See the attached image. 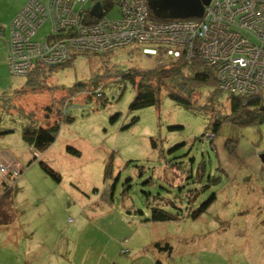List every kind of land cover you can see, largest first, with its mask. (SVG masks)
Segmentation results:
<instances>
[{
  "label": "rangeland",
  "instance_id": "374dc122",
  "mask_svg": "<svg viewBox=\"0 0 264 264\" xmlns=\"http://www.w3.org/2000/svg\"><path fill=\"white\" fill-rule=\"evenodd\" d=\"M27 3L0 0L6 37L8 19ZM119 16L117 9L108 13ZM48 32L45 23L36 39ZM2 54L8 66L7 52ZM153 67L151 59L125 48L71 56L65 67L40 69L38 78L8 71L6 79L0 71V86L9 94V104L0 106L9 110L0 111L1 129L11 131L0 137V154L22 166L20 175L0 180L1 195L4 184L17 186L10 229L0 224V253L9 251L1 245L4 234H19L14 227L24 223L45 238V252L50 244H69L74 264L83 256L86 263L106 258L131 264L135 255L138 264H264V123L233 125L228 96L211 102L207 89L194 109L162 92L158 105L131 111L136 88L123 74ZM218 119L223 122L213 134ZM27 120L41 127L58 123L55 141L43 152L23 141ZM38 161L61 181L47 176ZM41 193L47 195L43 202ZM154 208L179 217L145 223ZM157 243L171 252L157 250Z\"/></svg>",
  "mask_w": 264,
  "mask_h": 264
},
{
  "label": "built area",
  "instance_id": "2783aa9c",
  "mask_svg": "<svg viewBox=\"0 0 264 264\" xmlns=\"http://www.w3.org/2000/svg\"><path fill=\"white\" fill-rule=\"evenodd\" d=\"M97 5L99 18L92 15ZM113 9L119 17H108ZM45 23L48 34L35 40ZM12 28L9 68L16 76L27 77L35 67H59L73 55L133 48L154 67L197 60L212 70L217 89L230 95L264 90V0H212L202 19L159 21L147 0H28ZM21 170L0 157V180Z\"/></svg>",
  "mask_w": 264,
  "mask_h": 264
},
{
  "label": "trees",
  "instance_id": "16d2710c",
  "mask_svg": "<svg viewBox=\"0 0 264 264\" xmlns=\"http://www.w3.org/2000/svg\"><path fill=\"white\" fill-rule=\"evenodd\" d=\"M153 18L158 21L160 20L154 16ZM34 39L36 40V36ZM70 62L71 58L64 65L59 67H65ZM36 68L37 69L29 73L27 77L31 74H35L36 78H38L40 76L39 70L42 68ZM123 78L130 81L136 88L135 96L129 105L131 111L158 105L162 92L166 93L167 97L177 105L186 109H194V103L197 102L196 100L200 99L201 95L204 93V89L210 90L206 97L207 100L211 102L221 93H225L217 89L216 79L212 70L197 60H167L159 67H153L147 70H128L123 74ZM35 80L34 77L27 80V85L30 86L32 83L34 84ZM18 91L24 93L27 90L21 89ZM225 94L228 96L227 101L230 108V122L233 125L249 126L257 123H264V99L261 98L260 94L248 96ZM8 97L9 94L7 93L0 95V106L8 101ZM67 120L70 121L69 118ZM222 122V119H218L214 122L212 127L213 134L218 132ZM58 130V123H54V125L49 127H41L27 120L22 127L21 137L34 153H40L46 150L55 141ZM8 133H11V131H2L0 117V137ZM69 152L78 155V151L76 150H70ZM36 160L37 157L34 156L29 164ZM38 164L47 176L58 183L61 181L60 175L52 170L45 162L38 161ZM3 187L4 191L0 196V224L6 226L9 225L13 219L12 212H10L11 209L9 208L12 207L13 198L16 194V187L15 185L8 186V184H4ZM205 207L206 203L197 209L192 216L196 217L205 210ZM178 217L179 215H174L160 208H154L151 210L150 217L145 219L144 222H169L178 219ZM154 247L157 248V250L164 249L169 253L171 252V247L168 245L161 248L157 243Z\"/></svg>",
  "mask_w": 264,
  "mask_h": 264
},
{
  "label": "crops",
  "instance_id": "0c3cea01",
  "mask_svg": "<svg viewBox=\"0 0 264 264\" xmlns=\"http://www.w3.org/2000/svg\"><path fill=\"white\" fill-rule=\"evenodd\" d=\"M18 11L13 13V15L11 16V19H8V21L6 23V24H9V27H8L9 33H8L7 37H6L5 28L0 26V38L3 39V40L0 39V50L2 51L3 54L5 52H7V61H8V66H6L4 59L2 58L3 61H1V59H0V64H1L0 71H1V74H5L6 79L8 77V71L12 76H16L10 72L9 57H10V54L12 51V42H13V36H14L13 28H12L13 22L18 17V15L20 14V12L22 10L19 12ZM16 13H17V15H16ZM9 21H10V23H8ZM5 26H7V25H5ZM35 69H37V68L35 67L31 72H33ZM19 77H22V76H19ZM3 80H4V78H1L0 82H2ZM6 92L7 91H6V89H4V86H0V94L6 93ZM0 157L6 161H10V162L15 161V160L13 161L14 158H12L11 155L5 151L0 154ZM15 187H16V194H17V186L15 185ZM16 194H15V196H16ZM0 196H1V194H0ZM15 196H14V198H15ZM46 196L47 195L41 193V195L39 197H41L42 199H40V200H42V202H43V200L46 199ZM14 198H13V200H14ZM9 209H11L10 212L14 211L13 210V204H12V207ZM13 220H14V218H13ZM20 221H22V220H20ZM27 225L28 224L24 225V223H20L17 225V228L14 227V230L20 229L19 234H17V235H11L10 232L7 234V236L4 234L1 245L4 247V249L7 248L9 251L8 252L3 251L0 253V264H74L72 262V259L75 260V256L69 253V251H68L69 244L67 246H64L63 244H61L62 242H60L58 244H53V245L50 244L49 247L46 249L48 251L45 252V248H44L43 243H42L45 238H40L39 237L40 235L34 234L33 231L31 233V229L26 228ZM13 226H14V223H13ZM13 226L11 228H13ZM4 229H6L5 231H7V229H10V226L6 225V226H4ZM68 242L70 243L69 240H68ZM17 244H20V245L18 246ZM48 255H49V258L46 259L45 256H48ZM136 256L137 255H135L134 260L131 261V264H138L137 263L138 258H136ZM103 259H104V261H103ZM98 260H99V262L98 261H90L89 263H86L84 256H83V257H81V264H112L109 261L107 263L106 258H98ZM77 264H79V263L77 262Z\"/></svg>",
  "mask_w": 264,
  "mask_h": 264
},
{
  "label": "water",
  "instance_id": "95a60500",
  "mask_svg": "<svg viewBox=\"0 0 264 264\" xmlns=\"http://www.w3.org/2000/svg\"><path fill=\"white\" fill-rule=\"evenodd\" d=\"M212 0H147V6L153 16L160 20L172 19H202L204 10ZM94 17L101 16L100 6L92 11ZM259 159L264 165V152L259 154Z\"/></svg>",
  "mask_w": 264,
  "mask_h": 264
}]
</instances>
